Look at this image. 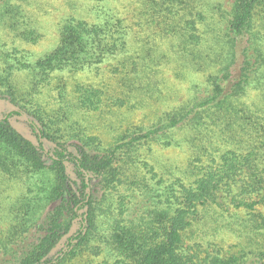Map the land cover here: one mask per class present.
Returning a JSON list of instances; mask_svg holds the SVG:
<instances>
[{
	"label": "trees",
	"instance_id": "obj_1",
	"mask_svg": "<svg viewBox=\"0 0 264 264\" xmlns=\"http://www.w3.org/2000/svg\"><path fill=\"white\" fill-rule=\"evenodd\" d=\"M28 2L0 0V26L36 42ZM87 2L38 58L0 34V102L14 104L0 111V264H264V0ZM166 66L199 76L185 99H167ZM20 71L33 92L59 79L57 107L28 106ZM91 72L99 83L77 79ZM122 105L148 115L109 140L79 118ZM153 145L186 148L188 165L153 164ZM243 209L249 247L186 246L202 211Z\"/></svg>",
	"mask_w": 264,
	"mask_h": 264
},
{
	"label": "rangeland",
	"instance_id": "obj_2",
	"mask_svg": "<svg viewBox=\"0 0 264 264\" xmlns=\"http://www.w3.org/2000/svg\"><path fill=\"white\" fill-rule=\"evenodd\" d=\"M87 1L90 2V0H29L30 3H24L28 12L27 18H30L32 23L36 25L40 38L36 42L24 41L21 37L10 32L9 28L3 26H0V34L2 38H5L8 48L19 47L21 50H29L34 57L38 58L58 44L59 26L64 19L72 15L90 17L88 15ZM132 1L134 0H119V3L115 5L121 12L126 13L135 5ZM159 72L161 80L164 81L161 88L164 89L166 85L165 92L168 93L167 95L170 98L167 99L169 100L185 99L189 94L190 83L199 78L198 75L194 74H189L188 77L175 76L171 66H166L162 70L160 69ZM109 74V70L105 68L101 76L106 78L109 77ZM65 76L68 79L66 80L68 85L69 83L72 84L71 81L69 82V75ZM15 77L20 90L26 94L29 93L28 97H25L28 101V106H32L35 102H40L41 105L49 109L57 107L59 89L56 88V84L59 79H54L52 84L39 87L38 92H33L30 74L27 71L17 72ZM77 79L83 83H99L97 81L99 78L92 72L86 73V75H79ZM163 101H166V99L164 98ZM4 102L5 105L0 102V111L14 106L9 100L5 99ZM147 113L145 109L122 105L112 112H107V110L106 112L83 111V113H80L79 118H81L82 124L88 131L109 140L115 133L126 128L127 125L139 124L144 121L146 115H148ZM189 154L190 152L186 148L153 145L149 157L153 164L177 171L188 165ZM21 189L20 182H9L5 195H18ZM214 211L216 210L202 211L198 215V218L193 223L190 238L186 240V246L200 247L202 250H212L220 247L231 251L249 247L247 241L250 240V233L245 228L246 224H248L246 220L249 218V211L243 209L242 212L236 210L235 212L237 213L224 212L225 216L223 217ZM231 222L233 226H228ZM77 228L74 225L72 231H76ZM262 242L263 239L258 236L255 238L253 245L257 246ZM104 256V252L97 255H93V253L88 255L87 252L84 258L76 259L72 264H103ZM89 260L92 261L89 262Z\"/></svg>",
	"mask_w": 264,
	"mask_h": 264
}]
</instances>
